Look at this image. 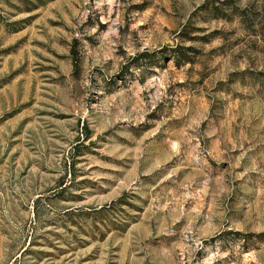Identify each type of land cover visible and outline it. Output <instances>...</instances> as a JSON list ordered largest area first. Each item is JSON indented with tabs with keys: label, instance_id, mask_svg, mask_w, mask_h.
Here are the masks:
<instances>
[{
	"label": "rangeland",
	"instance_id": "obj_1",
	"mask_svg": "<svg viewBox=\"0 0 264 264\" xmlns=\"http://www.w3.org/2000/svg\"><path fill=\"white\" fill-rule=\"evenodd\" d=\"M0 264H264V0H0Z\"/></svg>",
	"mask_w": 264,
	"mask_h": 264
}]
</instances>
